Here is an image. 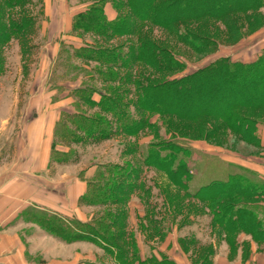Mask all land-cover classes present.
<instances>
[{
    "label": "trees",
    "instance_id": "16d2710c",
    "mask_svg": "<svg viewBox=\"0 0 264 264\" xmlns=\"http://www.w3.org/2000/svg\"><path fill=\"white\" fill-rule=\"evenodd\" d=\"M0 1L9 10L7 22L2 23L5 12L4 7L0 8V41L28 34L34 29L35 17L24 9L34 0ZM38 1L41 4L39 12L45 13L44 0ZM96 2L74 15L75 31L105 39L133 35L137 41L115 48H106L94 41V45L87 44L83 48L89 52L87 60L98 63L99 66L90 72L96 75L104 89L87 83L74 89L80 102L75 103L76 111L57 122L55 134L59 142L56 145L68 146L70 139L81 142L88 138L98 142L115 135L137 136L151 131L153 140L141 145L145 146L141 153L142 163L164 171L172 184L184 188L186 196L194 197L208 208L212 213L211 228L218 230L220 239L225 236V240L236 247L239 236L244 233L264 246V177L254 169L229 163L216 178L191 192L190 161L195 150L189 140L181 136L183 126H180L184 121L213 118L221 120L245 142L261 143L259 127L264 130V121L248 117L243 111L264 107V48L254 61L218 56L188 73L186 61L179 59L171 47H163L148 37L141 28L145 23L152 24L168 31L195 53H213L221 41L199 36L190 29L192 23L202 18L220 20L234 13L262 12L264 0H112L118 10L114 19L109 18L105 9L109 0ZM16 8L22 10L17 18L10 12ZM252 19L253 16L249 21L253 22ZM132 89L135 99L130 101L125 95ZM255 93L258 97L251 96H256ZM192 101L199 106H190ZM80 103L99 111L89 114ZM160 124L165 126L167 138L160 136ZM208 124L213 130L218 129V126ZM68 152L53 149L56 158L53 161L68 163ZM141 170L127 162L125 165L95 166L88 176L82 175L87 183L82 200L91 206H103V209L90 221L49 213L37 219L38 223L66 242L94 243L118 264H177L167 256L141 258L139 248L133 242L127 243L125 210L110 208L126 204L123 198H129L135 182L139 183ZM182 201H177L176 197L167 198L168 210L178 212ZM181 242L201 249L194 239H181ZM212 252L209 250L207 255L203 252V264L212 263L209 258Z\"/></svg>",
    "mask_w": 264,
    "mask_h": 264
},
{
    "label": "rangeland",
    "instance_id": "374dc122",
    "mask_svg": "<svg viewBox=\"0 0 264 264\" xmlns=\"http://www.w3.org/2000/svg\"><path fill=\"white\" fill-rule=\"evenodd\" d=\"M93 1L102 0H44L45 13L39 12L40 1H30L24 9L29 15L35 17L34 29H31L28 34L14 35L8 41H0V99L10 103L9 106L1 103L0 114H5L7 109L8 112L14 113L18 125V134L14 138V148L17 152H20L19 148L23 146L22 135L34 140V146L37 144L36 129L29 135L23 126L25 123L33 122L37 125L38 122L53 115L57 117L58 122L63 116L76 111L75 103L79 96H76L74 89L81 85L93 84L99 89H104L100 80L96 79V75L90 72L99 65L87 60L86 55L89 52L83 49L87 44L94 45V41H98L106 48H115L129 46L132 41H137L133 35L105 39L91 33L75 31L73 29L74 15L88 8ZM1 7H4L5 12L1 22L6 23L9 10L0 1ZM106 7L110 16L117 15L118 10L113 6L112 0H109L105 9ZM10 12L17 18L22 10L16 8ZM252 16L253 22L249 21ZM191 27L193 29H190L201 37H214L220 40L221 45L218 50L200 55L179 43L165 29L149 23H145L141 28L147 36L149 35L148 37L163 47H171L179 59L186 61L188 73L209 64L218 56L230 55L235 61H254L259 51L264 48V10L250 13V15L234 13L220 20L202 18L194 21ZM141 65L139 64V67ZM89 74L92 76L90 77ZM255 95L251 96L258 97V94L255 93ZM94 97L99 99L98 95ZM125 98L130 101L135 99L134 90L125 95ZM194 104L195 102L190 106H199ZM82 106L89 114L99 111L97 108L86 107L83 103ZM243 113L248 117L264 121V107L244 110ZM208 122L218 126V129L213 130ZM160 125V136L167 138L165 126ZM180 126H183L181 136L188 139L195 150L190 161L193 176L190 184L191 192L216 178V174L225 169L224 165L229 163L254 169L261 177H264L262 126L259 127L261 143L259 141L258 143L245 142L240 135L225 127L221 120L213 118L205 121H184ZM68 127L73 128L69 124ZM55 131L52 129L47 136H41L40 139L50 141L51 136H54L52 147H50L52 162L56 159L53 149L65 152L69 150L67 159L72 168H67L55 182L52 181L51 175L48 178L51 185L58 186L62 190L65 202H69L67 192L70 184L79 180L78 177H80L83 186L84 183L87 186L84 177L92 173L95 166L110 163L125 165L127 162L142 169L139 183L135 182L132 192L128 191L131 192L129 198H123L126 204L110 207L112 210L117 208L125 210L127 219L124 232L127 243L133 242V245L139 248L141 258L159 257L161 259L167 256L177 264H203L201 261L203 252L207 255L209 250H213L209 256L211 262L216 252L222 262L235 261L238 248L230 245L225 240V236L221 240L218 237V230L215 232L211 230L212 213L209 209L201 205L200 201L194 197L186 196L184 188L172 184L164 171L146 167L142 163L141 153L145 146L141 145L153 140L151 131L146 130L145 133L137 136L115 135L98 142L88 138L81 142H73L70 139L69 145L63 147L56 145L59 141ZM32 141H29L30 146L33 145ZM83 174L84 177H82ZM82 196L83 194L76 203V209L84 216L89 212L91 205L85 204ZM175 197L177 201L183 200V203L178 212L173 213L172 209L168 210L166 202L167 198L175 199ZM93 207L96 208V212L103 209V206ZM181 239H194L201 249L186 245L181 242ZM97 247L96 264H118L114 257L105 253L103 248ZM248 248V242H246L243 252L241 251L243 258L248 256L250 251ZM259 252L264 257V246H260Z\"/></svg>",
    "mask_w": 264,
    "mask_h": 264
},
{
    "label": "crops",
    "instance_id": "0c3cea01",
    "mask_svg": "<svg viewBox=\"0 0 264 264\" xmlns=\"http://www.w3.org/2000/svg\"><path fill=\"white\" fill-rule=\"evenodd\" d=\"M108 16L114 19L116 14ZM1 103L10 105L9 101L3 99H0V105ZM57 120L53 115L37 125L33 122L25 123L23 126L29 135L36 129L37 144L34 146V140L22 135L23 146L17 152L14 138L18 134V125L14 113L7 109L5 114H0V264H96L98 247L94 243L66 242L37 221L49 213L82 221L92 219L96 214L93 206H89L90 210L84 216L76 209L80 195L86 191V185L84 183L83 186L80 177L68 187L69 202L64 201L65 195L58 186L49 183L50 175L55 182L67 168H72L71 164L51 161L53 135L50 141L40 139L41 136H47L52 129L54 131ZM29 141H32V146ZM246 242L250 251L243 258ZM260 246L263 245L255 242L250 235L242 233L236 243L238 253L235 261L222 262L215 251L216 256L212 262L264 264V257L259 252Z\"/></svg>",
    "mask_w": 264,
    "mask_h": 264
}]
</instances>
